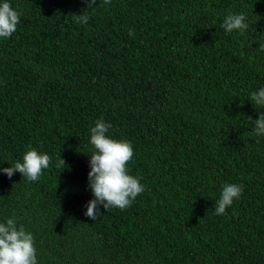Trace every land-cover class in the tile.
Returning a JSON list of instances; mask_svg holds the SVG:
<instances>
[{"label": "trees", "instance_id": "trees-1", "mask_svg": "<svg viewBox=\"0 0 264 264\" xmlns=\"http://www.w3.org/2000/svg\"><path fill=\"white\" fill-rule=\"evenodd\" d=\"M0 39V166L32 148L37 180L0 173V220L34 237L37 264H264V0H9ZM85 11L86 23L74 15ZM229 12L249 27L225 34ZM131 30V35L129 34ZM133 146L144 192L86 217L89 129ZM63 159L64 164H58ZM243 191L214 214L223 184Z\"/></svg>", "mask_w": 264, "mask_h": 264}, {"label": "clouds", "instance_id": "clouds-1", "mask_svg": "<svg viewBox=\"0 0 264 264\" xmlns=\"http://www.w3.org/2000/svg\"><path fill=\"white\" fill-rule=\"evenodd\" d=\"M87 8L92 9L96 0H84ZM85 11L74 15L77 23H86ZM19 13L9 0H0V39H8L16 31ZM220 27L225 34H242L248 27L243 12H229L223 17ZM131 35V30L129 32ZM258 48L264 51V42ZM256 109H264V86L249 93L248 99ZM251 124V134L264 136V111H259L255 119L247 118ZM111 125L102 118L94 122L89 129L88 142L92 146V154L88 156L87 189L91 199L86 202L84 215L95 219L99 215V207L105 210H126L132 206L144 192L140 180L129 174L130 164L134 159L133 146L126 140H116L107 135ZM50 156L46 152L28 149L20 160L0 166V173L9 179L19 172L26 181H35L43 169L49 167ZM58 164H64L61 159ZM242 185L225 183L220 189L214 203V214L224 215L226 208L231 207L242 194ZM0 264H37L34 237L31 231L18 223L15 215L0 220Z\"/></svg>", "mask_w": 264, "mask_h": 264}]
</instances>
